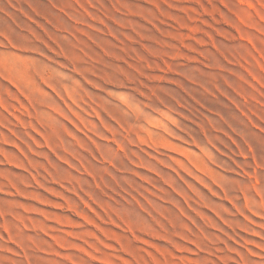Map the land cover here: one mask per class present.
Returning <instances> with one entry per match:
<instances>
[{
    "label": "rangeland",
    "instance_id": "obj_1",
    "mask_svg": "<svg viewBox=\"0 0 264 264\" xmlns=\"http://www.w3.org/2000/svg\"><path fill=\"white\" fill-rule=\"evenodd\" d=\"M0 264H264V0H0Z\"/></svg>",
    "mask_w": 264,
    "mask_h": 264
}]
</instances>
